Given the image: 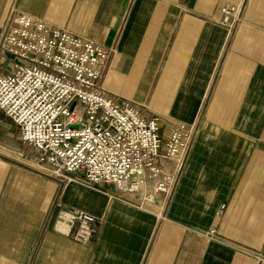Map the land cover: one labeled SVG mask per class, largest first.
I'll use <instances>...</instances> for the list:
<instances>
[{"label": "crops", "instance_id": "0c3cea01", "mask_svg": "<svg viewBox=\"0 0 264 264\" xmlns=\"http://www.w3.org/2000/svg\"><path fill=\"white\" fill-rule=\"evenodd\" d=\"M12 9L110 50L106 97L194 137L150 202L38 172L0 113V264H264V0H0V27ZM74 211L95 219L86 244Z\"/></svg>", "mask_w": 264, "mask_h": 264}, {"label": "built area", "instance_id": "2783aa9c", "mask_svg": "<svg viewBox=\"0 0 264 264\" xmlns=\"http://www.w3.org/2000/svg\"><path fill=\"white\" fill-rule=\"evenodd\" d=\"M239 10L221 7V24L232 29ZM110 52L10 10L0 27V113L17 127L29 152L25 162L38 172L130 191L151 185L153 194L145 200L154 202L158 193L168 196L176 182V174L161 169L158 160L181 165L194 127L163 131L157 118L106 97L101 79ZM62 218L79 224L74 236L88 243L93 216L74 211ZM206 234L213 239L215 231Z\"/></svg>", "mask_w": 264, "mask_h": 264}, {"label": "rangeland", "instance_id": "374dc122", "mask_svg": "<svg viewBox=\"0 0 264 264\" xmlns=\"http://www.w3.org/2000/svg\"><path fill=\"white\" fill-rule=\"evenodd\" d=\"M239 21H240V18H239ZM238 21V22H239ZM237 21L234 23V25H233V28H234V26L236 25V23H238ZM225 27V26H224ZM227 29H229V30H231L230 28H228V27H226ZM110 54H111V52H110ZM109 58H110V56H109ZM109 58H108V61H107V63H106V66H105V69H104V73H103V76H104V74H105V72H106V69H107V67H108V63H109ZM189 126V125H188ZM173 127V126H172ZM169 128H171V127H164V130H167V129H169ZM1 136H3V139L4 138H8V139H10L11 141H12V143L13 144H15V141L14 140H12V138L11 137H5V135L4 134H2L1 133ZM20 148V147H19ZM21 149V148H20ZM21 154V153H20ZM21 158V157H20ZM169 162H171L172 163V161H169ZM174 163V162H173ZM175 165H176V163H175ZM64 183H67V182H64ZM155 201H156V199H155ZM154 201V202H155ZM260 258H263V257H260Z\"/></svg>", "mask_w": 264, "mask_h": 264}]
</instances>
